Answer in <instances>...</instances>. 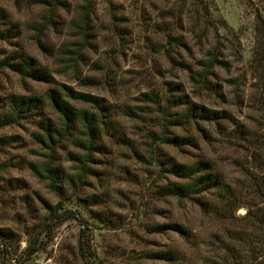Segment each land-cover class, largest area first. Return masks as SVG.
<instances>
[{
  "label": "clouds",
  "instance_id": "obj_1",
  "mask_svg": "<svg viewBox=\"0 0 264 264\" xmlns=\"http://www.w3.org/2000/svg\"><path fill=\"white\" fill-rule=\"evenodd\" d=\"M0 139V264H264V0H0Z\"/></svg>",
  "mask_w": 264,
  "mask_h": 264
},
{
  "label": "rangeland",
  "instance_id": "obj_2",
  "mask_svg": "<svg viewBox=\"0 0 264 264\" xmlns=\"http://www.w3.org/2000/svg\"><path fill=\"white\" fill-rule=\"evenodd\" d=\"M225 3H227V0H225ZM26 130V129H25ZM13 140H19L20 137L19 136H16V137H13L12 138ZM10 141L8 139H0V144H7L9 143ZM156 259V258H155ZM159 260V264H167V261L166 260H161V259H157Z\"/></svg>",
  "mask_w": 264,
  "mask_h": 264
},
{
  "label": "trees",
  "instance_id": "obj_3",
  "mask_svg": "<svg viewBox=\"0 0 264 264\" xmlns=\"http://www.w3.org/2000/svg\"><path fill=\"white\" fill-rule=\"evenodd\" d=\"M13 70L15 71V69H13ZM9 123H10V122H5V124L2 125V126H9ZM156 259L165 260L163 257H156Z\"/></svg>",
  "mask_w": 264,
  "mask_h": 264
}]
</instances>
